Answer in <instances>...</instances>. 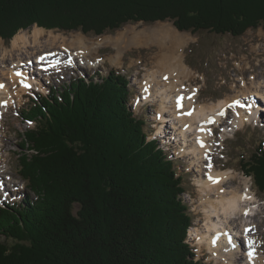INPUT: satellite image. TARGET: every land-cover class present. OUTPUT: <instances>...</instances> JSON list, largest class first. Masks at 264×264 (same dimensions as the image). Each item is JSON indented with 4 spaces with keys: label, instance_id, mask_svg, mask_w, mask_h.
Listing matches in <instances>:
<instances>
[{
    "label": "trees",
    "instance_id": "1",
    "mask_svg": "<svg viewBox=\"0 0 264 264\" xmlns=\"http://www.w3.org/2000/svg\"><path fill=\"white\" fill-rule=\"evenodd\" d=\"M139 21L237 37L264 28V0H0L5 40L34 24L100 35ZM88 79L51 87L21 112L34 122L17 143L26 192L0 205V264H201L184 241L182 177L147 140L129 80L114 70ZM241 168L264 194L263 141Z\"/></svg>",
    "mask_w": 264,
    "mask_h": 264
},
{
    "label": "bare ground",
    "instance_id": "2",
    "mask_svg": "<svg viewBox=\"0 0 264 264\" xmlns=\"http://www.w3.org/2000/svg\"><path fill=\"white\" fill-rule=\"evenodd\" d=\"M31 38L35 39L34 44ZM42 38H44V41ZM192 39L190 32H179L171 22H156L155 25L140 28L139 30H136V27H129L128 25L117 31L115 36L110 33L99 36L98 41L91 46L87 44L88 37H80L76 42L70 40L69 44H66L63 43L65 42L63 40H66L65 38L63 39V36L37 27L32 30L29 37L26 36L25 32H19L13 38L11 48L17 55L11 56L7 50L0 53V55H3L0 58V65L1 63H5L3 65L5 72L3 73V78H1L2 74H0V84L3 85V87H0V121L3 109L13 103L21 102L23 95L28 93L29 90L23 86L26 79L34 81L33 77L35 75L27 66L31 58H36L38 55L45 53L51 58L50 61H53L55 68L41 66L39 69L44 71L57 69L59 72L62 64L69 65V58H71L70 64L73 65L75 58L84 59L83 56L88 54L89 49L92 51L103 44L112 45L115 53L109 58L112 63H119L122 56V48L136 44L148 45L149 43H155L158 46L159 53L156 55V63L163 67V72L153 70L148 73L149 75L145 80L146 83L144 82L148 88L140 89L141 98H137V103L139 105L146 101L156 103L157 110L151 107V111L156 114L155 120L157 123L154 125L163 134L171 136L168 138V141H171V138H173L171 143L176 144L175 152L187 158V163L189 161L188 166L198 176V179L194 183L197 186V188L195 187L198 191L197 193L200 194L196 193L197 198L193 200L192 204L195 211L202 213L203 219L199 223H194L190 228L189 234L192 236L190 239L193 240V244L198 247L199 251L201 250L198 244L203 246L202 251L206 249L209 252L214 264H264V251H261L262 243H259L262 240L260 237L261 232L258 230L262 220L256 218L262 212V207H259L260 200L257 199L252 190L249 191L250 188L247 181L244 183L242 180V183L245 185L243 190H238L233 188V186L230 191H228V188H223L224 184L230 182V177L234 176V179L236 174L215 167L214 160L206 151L208 148L214 150L210 144L211 137L205 135L206 130L212 129L215 124L223 121L224 117L228 118V113L225 115L219 114L223 106H228V103L232 104L230 108L234 111L233 129H238L239 126L244 125V122L248 120V114L253 112L251 107L247 105H255L257 116L264 118V104L261 103L262 101L264 102V79L254 82V89L249 87L251 96L237 94V96L229 100L219 99L217 104H196L198 87H195L193 91L185 92L183 91L184 87L181 86L182 84L180 85L176 81L179 79V76L176 74H172L171 76L170 74L173 72V62H175L177 67L176 70H182L183 74L187 72L192 73L190 72L191 69L189 70L186 66V63L184 65L182 54L184 45ZM56 43L59 50L45 49L55 46ZM69 48H74L75 50L71 53V51L68 52ZM40 49L43 51H36ZM63 53L66 54L65 57ZM102 61L90 60L85 65L96 67ZM238 64L237 62L236 65ZM16 73H21V76H17ZM28 73L29 76L27 75ZM237 80L239 82L242 81L240 83L241 88L251 85H246L245 78L240 77V75H238ZM35 81L38 82L37 77ZM40 88L42 86H39ZM178 96L184 97L182 100L183 107L179 110L176 107V98ZM188 97H191V99ZM236 99L241 104L246 100L247 103H244L245 107L233 104ZM188 111H192V113L190 115L185 114ZM209 120L213 122L210 123ZM199 139H203V142ZM198 140L203 143V147L198 143ZM239 174L241 175L240 172ZM209 176L218 178L219 182L212 183L208 179ZM255 208L260 210V212L257 210L254 213ZM249 252H252L251 258L248 255Z\"/></svg>",
    "mask_w": 264,
    "mask_h": 264
},
{
    "label": "rangeland",
    "instance_id": "3",
    "mask_svg": "<svg viewBox=\"0 0 264 264\" xmlns=\"http://www.w3.org/2000/svg\"><path fill=\"white\" fill-rule=\"evenodd\" d=\"M168 22L169 21H165V23ZM155 24L135 23L126 24L122 27L124 28L129 25V27H136V30H139L140 28L149 27ZM35 26L37 28L50 30L56 35L63 36V39H66L63 40L65 41L63 43L66 44H69L70 40L76 42L80 37H88L89 40L87 44L91 46L98 41L99 36L109 34H84L78 30L60 31L58 29H46L44 27H39L34 24L27 29L19 30L15 35H17L19 32H25L26 36L29 37L32 33V30L36 28ZM122 27L116 31L110 32V34L115 36L117 31L123 29ZM190 34L192 35L193 39L188 41V43L184 45L182 49V54L184 65L186 63V66L189 70L191 69L190 72L192 73L187 72L183 74L184 72H182V70H176L177 67L175 65V62H173V72L170 73L171 76L172 74H176L179 76V79L176 81L178 84H182L181 86L184 87L183 91H193L195 87H198L196 104L200 103L209 105H212L210 103L217 104L219 102V99L229 100L234 96H237V94L251 96L249 90L251 87V89L255 88L254 82H256L257 80L260 81L264 79V29L261 27H258L257 29H248L245 34L240 37H234L228 33L215 34L207 31H199L197 34ZM14 36L10 40H5L0 37V53L7 50L11 56L17 55L13 52V50H11L12 40ZM42 40L44 41V38H42ZM32 43H35V39H32ZM251 45H257L258 48L262 51H259L257 49V46ZM250 46L251 51L249 50ZM53 47L51 46L45 49L59 50L57 43ZM41 49L36 51H43ZM73 50L75 49L69 48L68 52L71 51L72 53ZM94 50L91 51V49H89L88 54L83 56L84 59L75 58L74 60L76 62L73 61V63L75 64H69V68L66 67V69H62V73H59L61 72V69L59 72L57 71V69H51L50 71H45V74H42L39 77L37 76V87L39 89V86H42V88H40L43 91L42 93L39 92L40 89L29 90L28 93H25L23 95L21 102L13 103L9 107L7 106L3 109L1 115L2 118L0 121V179H2V185L6 187V191L9 192L10 195H8L9 199L7 200L4 198V195H2V197L0 198V203H10L8 201L18 202L24 197V194L26 192L24 190V186L22 187L21 185L22 179L20 178L18 172L17 153L20 148L17 147V143L20 142L19 137L21 133H24L27 129L33 127L34 122H26L22 118L21 112L32 105L33 100H36L37 98V93H40L42 95L48 94L50 92L51 87L56 88L58 91H61L63 85L69 83L71 80L77 77L85 75L87 78L92 76L94 79H97L96 75H98V77L101 75H106L112 69L115 70L117 73L124 74L129 80L130 94L128 103L132 107L135 116L144 120V129L146 133L152 138L156 136L155 134H158L163 137H158V140L160 141L159 146L162 147L164 151H166L170 159L174 160V167L177 170V173L180 174L182 177V185L184 187V192H182L181 196L184 202H186V204L188 205V211L191 212V217L193 218L192 225H194V223H199L200 220L203 219L202 213L201 215H198L199 212L193 209L194 207L192 204L193 200L197 198V194H200L197 193V186L194 183L198 179L197 174L195 173V171H192L191 168L188 166L189 161L187 163V158L175 152L176 144L171 143V141H173V138H171L172 140L170 139L171 141H168V138L171 136L163 134L154 125L157 122L155 120L156 114L151 111V107L156 109V103H153L151 101L143 102L140 105L139 103H137V98H141L140 89L143 90L145 87L148 88L147 84L145 85V80L149 75L148 73H150V71L152 72L153 70H156V72H163V67L157 65L156 63V55L159 54L158 46L155 43H149L148 45L136 44L124 47L121 49L122 56L119 63H112L111 59L109 58L115 53V49L112 47L111 44L100 45ZM2 56L3 55H0V58ZM231 56H237L236 59H233V64L236 67L232 64V60L228 58ZM90 60L103 61L100 62L98 66H96V68L93 66L85 65V63L90 62ZM237 62L239 63L238 65H236ZM4 64L5 63H1L0 65V74H2L1 78H3V73H5L3 68ZM23 70L25 71V69ZM36 74L37 73H35V75ZM237 74H243V76H246V85H251L246 87L244 86V88H241L240 83L242 81L239 82V80H237ZM27 75L29 76V73ZM183 75L185 78L183 77ZM186 75L188 76L186 77ZM243 76L240 75V77ZM34 78L35 77H33V79ZM244 103H247V101L244 100ZM251 110L253 112L248 114V120L244 122V125L239 126L238 129H233V109L228 110V118H230L232 122L225 117V120L227 122L225 125V129H231L228 132L229 137L223 142L221 147L218 148H215L214 143L220 141V136H216V134L215 137H213L212 143L214 145V152H212L211 158L214 160L215 167L217 169H224L226 171H230L236 174V177L234 179V176L230 177V182L223 185L224 189L228 188L229 190H227L230 191L233 186V188L243 190L245 185L242 183V180L244 183L247 181V184L251 186L252 191L255 193L257 199L260 200L259 207H262V212L257 209L260 213L259 215H257L256 218L262 220L258 230L261 232L260 237L262 238L261 242H259L262 243L261 251H264V194L261 191L257 190V188L252 182L251 177L246 176L242 172L241 168L243 160H246L247 157L251 155L253 151H255L259 141L264 142V118L257 116L255 105L252 104ZM167 144L169 146H167ZM239 172L243 176H241ZM76 208L77 205H74V212ZM2 240H4V236H0V241ZM195 242L198 243L196 239ZM198 246L201 251L198 250L197 246L195 247L197 248L196 251L199 256V258L195 257V259H199L201 264H214V262L211 260L210 254H205V256H203V246H200L199 244Z\"/></svg>",
    "mask_w": 264,
    "mask_h": 264
},
{
    "label": "snow or ice",
    "instance_id": "4",
    "mask_svg": "<svg viewBox=\"0 0 264 264\" xmlns=\"http://www.w3.org/2000/svg\"><path fill=\"white\" fill-rule=\"evenodd\" d=\"M40 59L43 60L44 57H40ZM68 63H69V64L71 63V58H69ZM16 75L19 76V75H21V73H16ZM165 79H167V77H165ZM22 83H23V82H22ZM23 86L26 87V88H27V87H30V85H27V84H23ZM0 87H3V85L0 84ZM188 98L191 99V97H188ZM183 99H184L183 96H178V97L176 98V107H177L178 110H179L180 108L183 107V105H182V100H183ZM233 104H237V105H240V106H245V105H242L241 102L238 101V100H237V101H234ZM247 106H248V107H251V105H247ZM229 107H231V105H229ZM185 114L190 115L191 113L189 112V113H185ZM219 114H220V115H223L224 113H223V111H221ZM209 122L211 123V122H213V121L209 120ZM29 123H30V122H29ZM201 130L203 131V129H201ZM198 143L201 144V147L204 146L203 143L200 142L199 140H198ZM209 167H211V165H209ZM208 179H209L212 183H218V182H219V179H218V178H213V177H211V176H209ZM243 198H248V197H243ZM245 214H247V212H245ZM246 231H247V230H246ZM249 244H251V242H249ZM248 255H249V257L251 258V257H252V252H249Z\"/></svg>",
    "mask_w": 264,
    "mask_h": 264
},
{
    "label": "water",
    "instance_id": "5",
    "mask_svg": "<svg viewBox=\"0 0 264 264\" xmlns=\"http://www.w3.org/2000/svg\"><path fill=\"white\" fill-rule=\"evenodd\" d=\"M173 23V22H172Z\"/></svg>",
    "mask_w": 264,
    "mask_h": 264
}]
</instances>
